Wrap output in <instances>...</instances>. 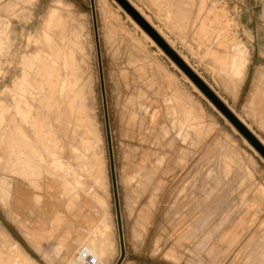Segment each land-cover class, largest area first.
<instances>
[{
	"label": "rangeland",
	"instance_id": "rangeland-1",
	"mask_svg": "<svg viewBox=\"0 0 264 264\" xmlns=\"http://www.w3.org/2000/svg\"><path fill=\"white\" fill-rule=\"evenodd\" d=\"M205 3L236 89L149 0H0L2 263L264 264V158L211 99L264 150V0Z\"/></svg>",
	"mask_w": 264,
	"mask_h": 264
},
{
	"label": "crops",
	"instance_id": "crops-1",
	"mask_svg": "<svg viewBox=\"0 0 264 264\" xmlns=\"http://www.w3.org/2000/svg\"><path fill=\"white\" fill-rule=\"evenodd\" d=\"M149 2L162 12L169 30L172 29L175 33L183 34L189 27L193 30L198 41H205L215 46V49L209 50L208 54L218 66L220 73L235 80L233 81L234 89L238 88V83L245 81L249 58L244 60L243 57L227 55L225 41L217 38V34L213 36V20L205 0L204 2L202 0H149ZM253 76L244 112L262 133L263 136L256 134L255 136L264 146V115H262L264 114V72L255 73Z\"/></svg>",
	"mask_w": 264,
	"mask_h": 264
},
{
	"label": "water",
	"instance_id": "water-1",
	"mask_svg": "<svg viewBox=\"0 0 264 264\" xmlns=\"http://www.w3.org/2000/svg\"><path fill=\"white\" fill-rule=\"evenodd\" d=\"M132 17L136 20V22L146 31V33L160 46L169 56H171L176 62L177 59L173 56V54L169 51V49L163 44L156 36L155 34L147 28L139 19H137L133 14ZM179 63V61L177 62ZM180 65V64H179ZM181 66V65H180ZM184 72L191 77L194 81L195 79L191 74L181 66ZM199 85V83L197 84ZM201 86V85H200ZM213 102L217 105V107L221 110V112L231 121V123L238 129V131L241 133V135L250 143V145L264 158V150L261 148V146L254 140L252 136H250L238 123L235 121L224 109L221 107L217 102H215V99L211 98ZM108 143H109V137H108ZM109 153H110V162H111V175H112V183H113V191L115 196V204H116V213H117V220H118V228H119V236H120V243H121V257L123 256V238L121 233V224H120V216H119V208H118V202H117V192H116V181H115V175H114V168H113V161H112V152L109 145Z\"/></svg>",
	"mask_w": 264,
	"mask_h": 264
},
{
	"label": "bare ground",
	"instance_id": "bare-ground-1",
	"mask_svg": "<svg viewBox=\"0 0 264 264\" xmlns=\"http://www.w3.org/2000/svg\"><path fill=\"white\" fill-rule=\"evenodd\" d=\"M140 28V27H139ZM142 33H144L146 36V38L151 42V43H153L154 44V42L151 40V38L143 31ZM185 78V77H184ZM76 82V81H75ZM72 88V87H71ZM84 91V90H83ZM77 96V95H76ZM65 97V96H64ZM58 102V101H57ZM69 105V104H68ZM74 105V104H73ZM65 110V109H64ZM72 110V109H71ZM82 110V109H81ZM73 111V110H72ZM84 110H82V112H83ZM78 113V112H77ZM84 113V112H83ZM83 113H81V114H83ZM78 115H80V114H78ZM83 116H84V114H83ZM75 118V117H74ZM79 118V117H78ZM81 119H82V115H81ZM68 122V121H67ZM82 122V121H81ZM77 123V122H76ZM80 123V122H79ZM85 123V122H84ZM83 123V124H84ZM86 124V123H85ZM77 126V125H76ZM78 127V126H77ZM75 132V131H74ZM89 134V133H88ZM75 138V137H74ZM86 140V139H85ZM245 140V139H244ZM245 142H246V140H245ZM55 143V142H54ZM87 143V142H86ZM247 143V142H246ZM79 146V145H78ZM250 146V145H249ZM23 147V146H22ZM57 148V147H56ZM21 171V170H20ZM263 194V193H262ZM103 223V222H102ZM8 236V235H7ZM19 251H20V249H19ZM21 252V251H20ZM19 253V252H18ZM22 253V252H21ZM22 255H23V253H22ZM21 255V256H22ZM22 258V257H21ZM24 258H25V255H24ZM23 258V259H24ZM27 258V257H26ZM169 258V257H168ZM174 260V259H173ZM176 260V259H175ZM24 261V260H23ZM27 261H29V259L27 260ZM176 262V261H175ZM21 262L19 261V257H17V259H15V261L14 262H12L11 264H20ZM27 263V262H26ZM0 264H4V263H2L1 261H0ZM77 264H79V263H77Z\"/></svg>",
	"mask_w": 264,
	"mask_h": 264
},
{
	"label": "built area",
	"instance_id": "built-area-1",
	"mask_svg": "<svg viewBox=\"0 0 264 264\" xmlns=\"http://www.w3.org/2000/svg\"><path fill=\"white\" fill-rule=\"evenodd\" d=\"M95 262L93 261V260H91V259H86L84 262H83V264H94Z\"/></svg>",
	"mask_w": 264,
	"mask_h": 264
}]
</instances>
